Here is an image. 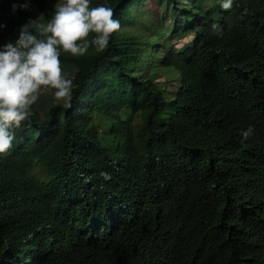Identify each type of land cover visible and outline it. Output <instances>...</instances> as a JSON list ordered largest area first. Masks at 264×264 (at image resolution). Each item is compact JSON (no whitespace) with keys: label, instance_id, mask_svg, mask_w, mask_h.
<instances>
[{"label":"trees","instance_id":"obj_1","mask_svg":"<svg viewBox=\"0 0 264 264\" xmlns=\"http://www.w3.org/2000/svg\"><path fill=\"white\" fill-rule=\"evenodd\" d=\"M51 1L0 0V45ZM146 1L90 0L120 29L0 154V264H264V0H167L182 44L128 30Z\"/></svg>","mask_w":264,"mask_h":264},{"label":"clouds","instance_id":"obj_2","mask_svg":"<svg viewBox=\"0 0 264 264\" xmlns=\"http://www.w3.org/2000/svg\"><path fill=\"white\" fill-rule=\"evenodd\" d=\"M233 0H222L221 7L229 10ZM90 0H63L40 17L52 12L46 24L29 18L19 28L18 38L0 45V154L13 147L14 129L31 116L32 105L45 91H52L57 103L70 106L73 80L66 77L61 61L60 49L73 56H83L90 46L104 51L111 35L121 27L114 11L104 5L91 7ZM23 4H13V10ZM47 8V7H46ZM43 17V18H42ZM39 19V21H40ZM3 27V25H0ZM213 28L219 29L216 25ZM90 33H95L89 41ZM252 128L243 132L246 139Z\"/></svg>","mask_w":264,"mask_h":264},{"label":"rangeland","instance_id":"obj_3","mask_svg":"<svg viewBox=\"0 0 264 264\" xmlns=\"http://www.w3.org/2000/svg\"><path fill=\"white\" fill-rule=\"evenodd\" d=\"M206 1L210 2V0ZM59 2H63V0L51 1L50 6L52 10H55V6ZM172 7V4H168L167 0H147L145 3H139L134 7V10L137 8L139 9L137 10L136 14H133L134 16L131 18L133 23L128 25V30L144 34H148L150 30L154 32V38H159L160 40H163L165 42L170 40V42H174L176 44H182L189 41L192 38V35L183 34L180 30L179 32L173 31L171 33V28L173 26V24L171 23L173 22ZM44 16L47 17L46 14ZM161 19L163 20L162 25L161 27L156 29L154 25ZM145 22L148 23V27H144ZM170 34H172V37H169ZM18 35L19 32H17V34L13 37V42L18 38ZM63 72L66 77L71 78L67 71L63 69ZM157 79L160 82H163V84L165 85L168 83V86L171 87L174 82H176V72L170 70L169 68H159V76L157 77ZM51 98L54 99L52 91L43 92L36 103L32 105L31 109L45 114L48 110Z\"/></svg>","mask_w":264,"mask_h":264}]
</instances>
